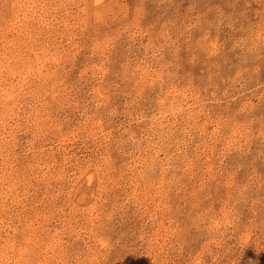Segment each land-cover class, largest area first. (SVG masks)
<instances>
[{"label": "rangeland", "instance_id": "374dc122", "mask_svg": "<svg viewBox=\"0 0 264 264\" xmlns=\"http://www.w3.org/2000/svg\"><path fill=\"white\" fill-rule=\"evenodd\" d=\"M0 264H264V0H0Z\"/></svg>", "mask_w": 264, "mask_h": 264}]
</instances>
